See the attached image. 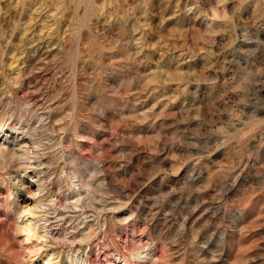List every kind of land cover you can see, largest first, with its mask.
<instances>
[{"label": "rangeland", "instance_id": "374dc122", "mask_svg": "<svg viewBox=\"0 0 264 264\" xmlns=\"http://www.w3.org/2000/svg\"><path fill=\"white\" fill-rule=\"evenodd\" d=\"M0 264H264V0H0Z\"/></svg>", "mask_w": 264, "mask_h": 264}, {"label": "bare ground", "instance_id": "6f19581e", "mask_svg": "<svg viewBox=\"0 0 264 264\" xmlns=\"http://www.w3.org/2000/svg\"><path fill=\"white\" fill-rule=\"evenodd\" d=\"M28 222H29V221H28ZM30 222H31V221H30ZM29 224H30V223H29ZM35 226H36V225H35ZM28 227H29V226H28ZM31 227H33V225H32ZM34 228H35V227H34ZM35 231H36V230H35ZM35 231H34V232H35ZM30 232H31V231H30Z\"/></svg>", "mask_w": 264, "mask_h": 264}]
</instances>
